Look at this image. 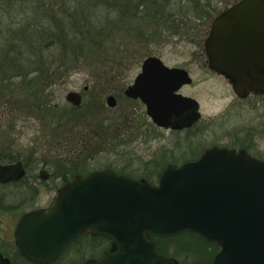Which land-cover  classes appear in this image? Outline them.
Instances as JSON below:
<instances>
[{
  "label": "water",
  "instance_id": "water-1",
  "mask_svg": "<svg viewBox=\"0 0 264 264\" xmlns=\"http://www.w3.org/2000/svg\"><path fill=\"white\" fill-rule=\"evenodd\" d=\"M204 47L209 68L224 75L235 93L264 94V0H239L218 14ZM190 82L183 69L148 57L124 94L139 98L156 126L178 130L200 117L197 101L177 94ZM66 101L80 105L75 92ZM106 103L114 107L115 100ZM21 174L18 165L0 167V181ZM185 230L220 248L213 264H264V160L211 148L194 162L167 166L156 184L111 170L77 175L47 208L24 215L16 236L21 252L38 253L44 262L70 239L91 233L113 240L106 264H168L148 237Z\"/></svg>",
  "mask_w": 264,
  "mask_h": 264
},
{
  "label": "rangeland",
  "instance_id": "rangeland-1",
  "mask_svg": "<svg viewBox=\"0 0 264 264\" xmlns=\"http://www.w3.org/2000/svg\"><path fill=\"white\" fill-rule=\"evenodd\" d=\"M235 1L200 0L197 5L201 7L197 8L194 4H187L186 0H170L159 5L162 15L150 17L143 12L142 27L147 30L145 42H138L132 53L120 54L119 50L117 56L113 55L114 60L120 59L118 70L114 68L113 71L103 64L97 69L99 71H94L85 62L76 67L71 58L60 59L55 41L51 43L47 33L43 36L39 31L43 26L50 32L49 21L40 25L29 24L38 19L34 13L46 12V6L42 4L37 8L27 4L26 7L16 0H0V93L5 99L13 101L15 96L17 100L13 113L0 108L1 158L10 162L32 156L39 166L44 163L49 170L53 169L55 178L110 168L133 178L144 176L155 180L163 166L162 156L165 152L168 156L167 149L173 146L171 158H184L185 154L181 153H186L187 144H181L183 138L180 134L171 135L152 126L141 104L121 98L117 106L110 108L106 98L110 94L119 96L120 90L130 85L140 72L142 61L147 56H155L167 67H182L189 72L193 84L182 92L199 103L203 119L221 112L232 100L231 92L204 71L199 54L210 17ZM97 7L91 11L101 12L106 4ZM182 19L186 21L178 27ZM162 26L164 29L158 33ZM112 32L115 37L110 41L124 34L122 30ZM43 63L46 67L41 70ZM5 72H12L14 77L10 80L3 78L1 74ZM18 73L25 75L19 78ZM47 73L52 74L53 80L41 84L39 78L46 77ZM85 87L87 90L83 91ZM69 92L82 93L79 109L66 101ZM41 112L47 114V124L41 119ZM61 113L69 121L59 125L56 119H60ZM109 119L115 122L116 132L110 130ZM199 127L198 135L191 136L195 145L204 135ZM56 183L55 180L47 188L38 190L40 197L36 206L48 202L54 193L50 187ZM29 190L22 184L0 187V198L18 202L28 196Z\"/></svg>",
  "mask_w": 264,
  "mask_h": 264
},
{
  "label": "flooded vegetation",
  "instance_id": "flooded-vegetation-1",
  "mask_svg": "<svg viewBox=\"0 0 264 264\" xmlns=\"http://www.w3.org/2000/svg\"><path fill=\"white\" fill-rule=\"evenodd\" d=\"M230 7L231 5H226L222 9L216 11L215 14L210 17V22L205 29L204 38L201 41L202 52L199 54V56L201 58V67L210 77L216 78L217 80L221 81L223 85L229 88L232 100L229 101V103L225 106V108H223V110H221V112L211 117L203 119L200 113V117L195 123L183 129H164L156 126L153 121L147 117L152 126L157 129L168 131L171 135L180 134V136L183 138V140H181V144L183 143V146L187 144V148L185 147L186 153H181L182 155L185 154L184 158H171L170 154L174 152L171 150L173 149V146L171 149H167L168 156L166 152L165 155L162 156L163 158L161 159L163 166L156 174L155 180H148L144 176L133 178L127 173L118 172L117 170L110 168L99 170H111L116 175H123L135 180H145L149 183L155 184L159 178V175L167 166L172 165L180 167L185 163L194 162L200 158L205 150L211 148L227 149L233 150L235 152L245 151L253 158L264 160V94L243 92L242 95H238L235 93L231 84L224 77V75L219 74L209 68L208 58L204 47V41L206 40V37L209 33V28L213 18L218 14L228 10ZM172 68L183 69L186 71L191 80L189 84L181 86L177 93L185 97L193 98L192 96L186 95L182 92L185 87L191 86L193 84L189 72L182 67ZM25 73H18L17 75L19 76L17 77L20 78L23 74L25 75ZM1 75L3 78L7 77L8 80L14 77L12 72L9 74L8 72H5ZM39 80L41 84L43 83L45 85V83H48V81H52L53 78L48 80L46 77L41 76ZM127 87L128 85L126 88ZM125 89L120 90V95L118 94L120 97L115 94H110V96H108L114 98V106H117V103L121 101L120 99L124 98L126 100L139 103L144 107L140 99H132L124 95ZM86 90L87 88L85 87L83 91ZM77 94L80 97L81 103L82 93ZM4 97L5 95L0 93L1 110H8L10 113H13V105H15L17 101L15 96L13 101L10 99H5ZM35 112L39 113L40 110H35ZM46 115V113L44 115H42V112L40 113V117L45 124H47ZM51 115L53 116V114ZM58 118L60 119H56V122L59 125H62L63 121H69V119L63 118V113H61ZM108 122H110V130L112 129L116 132L115 122L113 123L111 119H109ZM198 126H200L199 130L201 131V134L204 133V135L200 136L198 144L195 145L193 142H191V139H193L191 136L198 135ZM31 157L32 156H27L25 160H22V158H15L13 161L9 162L0 156V167L18 165L20 171L22 172L17 180L0 181V187H14L22 184L23 187H28L30 189L29 192H27L28 196L18 200V202H12L11 200L7 201L6 197L5 199L4 197L0 198V264H106L104 263L106 255L112 247L113 240L104 234L86 233L84 235L74 237L61 248L55 257L45 262L44 260H39V254L36 252L35 253L38 255L36 257H27L23 252H21L17 245L16 236L17 225L21 218L32 211L47 208L51 204L55 192L66 182L70 181L74 176H84L89 172H92L89 171L86 173L72 174L69 176V178H63L62 176L55 178V174L52 171L53 169L49 170L44 163H40L39 166L37 160L35 159L34 161ZM55 180L57 181L56 185L50 187L52 190H54V193L48 202L44 206H36L38 203V198L40 197L38 195V190L42 187L47 188V185L53 184ZM148 241L153 244L155 253L159 257L167 260L168 264H213L215 256L220 250V248L214 243L204 239L196 233L189 231H180L175 234L168 235L151 234L148 237ZM193 243L195 245H193Z\"/></svg>",
  "mask_w": 264,
  "mask_h": 264
},
{
  "label": "trees",
  "instance_id": "trees-1",
  "mask_svg": "<svg viewBox=\"0 0 264 264\" xmlns=\"http://www.w3.org/2000/svg\"><path fill=\"white\" fill-rule=\"evenodd\" d=\"M37 8L46 6V12H36L34 16L37 20H32V25H40L43 21L50 22V32L39 27L40 33H47L48 40L55 41L57 52L61 60L71 58L75 66L85 62L94 71L101 68L103 64L111 67V70L119 67L120 59L114 60L122 52L132 53L135 51L138 42L145 39L147 31L143 29L141 14L155 17L162 15L158 7L170 0H16ZM187 4L197 5L200 0H186ZM95 2V3H94ZM96 2H98L96 4ZM100 4H106L101 12H92L91 9L98 8ZM205 6V5H203ZM45 8V7H43ZM196 8V9H197ZM99 10V9H97ZM201 13V12H198ZM184 14H186L184 12ZM204 14V12H202ZM186 19L178 23V27L183 25ZM118 24H117V23ZM160 26V24H158ZM165 26V25H164ZM159 28L158 33L164 29ZM46 30V31H45ZM114 30H122L121 38L110 41L114 38ZM110 31V33L108 32ZM157 34V33H156ZM146 40V39H145ZM145 40L143 42H145ZM59 59V60H60ZM52 62L50 63V65ZM66 65V63H64ZM46 66L43 63L41 70ZM113 70V71H114ZM39 72V71H38ZM43 73V71H40ZM47 79L53 78L52 74H46ZM107 77V76H106ZM50 82V81H48ZM71 111V110H70ZM65 116V115H64Z\"/></svg>",
  "mask_w": 264,
  "mask_h": 264
}]
</instances>
